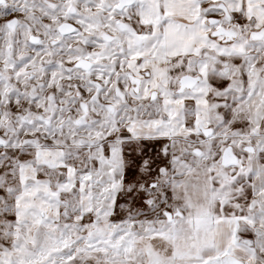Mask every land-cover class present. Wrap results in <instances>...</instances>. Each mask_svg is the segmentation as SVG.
Listing matches in <instances>:
<instances>
[{
  "label": "snow or ice",
  "instance_id": "obj_1",
  "mask_svg": "<svg viewBox=\"0 0 264 264\" xmlns=\"http://www.w3.org/2000/svg\"><path fill=\"white\" fill-rule=\"evenodd\" d=\"M0 264H264V0H0Z\"/></svg>",
  "mask_w": 264,
  "mask_h": 264
}]
</instances>
